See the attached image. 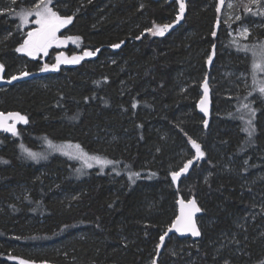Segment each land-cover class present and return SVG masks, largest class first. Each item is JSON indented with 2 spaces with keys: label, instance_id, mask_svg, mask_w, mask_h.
<instances>
[{
  "label": "trees",
  "instance_id": "obj_1",
  "mask_svg": "<svg viewBox=\"0 0 264 264\" xmlns=\"http://www.w3.org/2000/svg\"><path fill=\"white\" fill-rule=\"evenodd\" d=\"M35 2L0 0L7 76L44 65L15 51L24 37L17 13ZM217 3L186 0L176 22L179 9L167 0H53V10L73 16L60 36L80 37L64 54H96L0 89V112L28 120L16 135L0 134V264H264V96L253 83L252 52L241 50L258 42L234 39ZM242 6L231 10L242 14L239 23L255 21ZM153 23L173 27L153 36L145 31ZM257 33L261 41L263 30ZM228 68L247 71L248 88L218 107L213 83L212 114L204 120L196 111L200 82ZM249 118L251 138L243 131ZM189 137L203 157L194 159ZM47 141L79 144L117 163L80 171L50 153ZM190 159L175 190L170 173ZM133 172L139 177L130 180ZM178 195H192L201 208V237L170 238L158 254Z\"/></svg>",
  "mask_w": 264,
  "mask_h": 264
},
{
  "label": "snow or ice",
  "instance_id": "obj_2",
  "mask_svg": "<svg viewBox=\"0 0 264 264\" xmlns=\"http://www.w3.org/2000/svg\"><path fill=\"white\" fill-rule=\"evenodd\" d=\"M13 3H15V0H13ZM176 3L179 5L178 14L176 16V22H178L182 19L183 14L185 12V0H176ZM250 3L256 5L259 10L254 12L251 7L245 5L244 8L245 12L252 13L253 15H264V6H262V4H264V0H250ZM224 4H225V0H219L216 6L217 13L221 12V6ZM50 5H53V0H37V2L34 3L30 8L22 9L19 13H17L21 25L28 23V18L34 15L36 18L34 20V23L37 25V27L34 30L27 32L26 38H24L23 43H21L19 47L15 49L16 52L24 53L30 57H35L38 53H44L45 55H47L48 49L50 47H52L53 45L59 47L61 44L65 43L64 40L59 39L57 33L66 25L72 23L73 16L60 15L58 11L53 10V6ZM227 6L231 8L233 5L229 3ZM141 7H143V5H141ZM11 10L12 9L9 8V11ZM236 20H241V17L237 16ZM172 27L173 24L161 25V24L153 23V26L151 28L146 29L145 31L151 33L153 36H163ZM212 35L215 36L216 32L213 31ZM248 35H249V30L246 27L238 32V36L244 39H247ZM66 39L72 40L73 42H78L80 40V37L79 36L67 37ZM136 39H140V37L138 36L136 37ZM233 43H236V41L234 40ZM237 46L238 48L241 47L240 45ZM112 47L119 48L120 44H113ZM257 47L259 48V51H257ZM241 50L245 52L248 51L252 52V55L254 57L251 65L253 83L254 85L257 86L258 92L262 96H264V80L257 81L256 79L257 73H264V43H261L259 46L253 45L252 47H249L248 45H243ZM96 51H99V49H97ZM95 54L96 53L93 51H84L82 55L72 56L69 59L65 57L63 53H61L56 57V64L52 65L51 67L55 69L61 63L76 64L79 63L81 60H83L85 57H91L94 56ZM208 60L209 62H211L212 56H209ZM48 67L49 66L45 64L44 67L41 69V71L48 70ZM2 70H3V65H0V71ZM22 75H28V73L25 72L22 73ZM11 79L15 80L17 79V77L13 76ZM207 97H208V86L205 83L204 96L202 97L199 104L201 111H203L205 115H207V107H206ZM136 107H137V102L134 101L132 104V108H136ZM243 107L248 110L252 118L255 117V109H252L247 104L243 105ZM252 118L248 119L247 126L243 129V131L247 133L249 138H251L255 132V128L252 126L253 125ZM240 119L243 120V116H241ZM9 121H13V123L9 124L8 123ZM17 121L23 122L25 124L28 123L26 117L20 115L17 112H9L7 114L0 112V129H3L6 132H11L13 135H16L17 131L15 127V122ZM205 124H207V121H205ZM47 143L50 148H53L57 151H61L64 155H67L70 158L82 160L84 162V165L89 168L92 167L93 163L98 164L101 167V169H103L107 165H113L117 163L115 161L103 158L99 155H88L86 152L83 151V149L79 144L56 146L52 144L51 141H47ZM189 143L196 153L194 159H198L204 156V152L201 150V145L195 139L189 137ZM71 148H74L75 152L66 150ZM23 150L27 153V156L33 160L43 158L40 156L39 153L29 151L28 149H23ZM192 163L193 160L190 159L186 163H184L183 167L180 168L178 171H172L170 173L172 182L176 183L177 180L181 177V175L188 171ZM245 163H247V161ZM125 167H127V165H125ZM133 177H139V173L136 172L130 173L129 179L132 180ZM177 204L179 205V214L172 221L171 225L168 228V231L160 236L159 238L160 243L156 245L157 251H159L161 246L163 245L165 241V237L168 235V232H171L173 229L179 233H190L192 236L200 235V232L194 221V217L196 213H199L201 211V208L197 206L196 199L192 198L185 200L183 198H180L177 200ZM20 264H28V262L24 260H20ZM151 264H157V261L153 259Z\"/></svg>",
  "mask_w": 264,
  "mask_h": 264
},
{
  "label": "rangeland",
  "instance_id": "obj_3",
  "mask_svg": "<svg viewBox=\"0 0 264 264\" xmlns=\"http://www.w3.org/2000/svg\"><path fill=\"white\" fill-rule=\"evenodd\" d=\"M217 1L219 2V0H217ZM174 2L179 9V5L176 3V0ZM185 2H186V0H185ZM237 2H241L243 4V6H242L243 9L245 8V5H248L249 7H251L253 9L254 12L259 10L256 5L250 3V0H225V4L221 6V12L218 13L219 17H220L219 21L222 20L226 23V25L228 26V28H229L231 34L233 35L234 39H238L241 42H244L246 40L256 42L255 40H257L258 43H256L255 45L259 46L261 43H264V34L261 37V39H262L261 41H259L260 38L259 39H254V38L257 37L256 35L258 34L257 33L258 30L262 29L263 33H264V15H253V16H255V19H256L255 21L239 23L240 20H236V17L237 16L241 17L242 14H232V12H231L232 8L236 5ZM229 3H231L233 5L231 8H229L227 6ZM262 6H264V4H262ZM244 13L249 14L248 12H244ZM35 19L36 18L33 15V16H30L28 18V23L21 25V22H20V26L23 27V29H24V37H23L21 43H23L24 38H26L27 32L34 30L37 27V25L34 23ZM233 24L234 25L236 24L235 29H232L233 27H231ZM245 27L248 28V30H249V35H248L247 39H244V38H241L238 36V32L241 31ZM66 38L67 37L59 36V39L64 40L65 43L61 44L59 47H57L56 45H53L52 47H50L48 49L47 55H45L44 53H38L35 57H30L24 53H18V52L17 53L19 55L25 56L29 59H39L44 63V65L47 64L49 66L48 70L41 71V69L44 67V65H43L40 69V73L44 74V73H48V72H55L60 67H66V66L70 67V66H74V65L78 64V63H76V64L61 63L55 69H53L51 67L52 65L56 64V57L58 55H60L61 53H63V55L69 59L72 57V56H68V55L64 54V52L62 51V49L66 48L68 45L74 44V42L72 40H67ZM53 51L55 52L54 54H52ZM257 51H259L258 47H257ZM80 55H82V54H80ZM80 55H74V56H80ZM85 58H89V57H85ZM21 73H23V72L20 71L18 74H21ZM257 74L262 75V77H256L257 81L264 80V73L263 74L257 73ZM203 78L205 79V76ZM206 78L208 81L211 100H212V96H213L211 85L213 83H216V82L218 83V84H216L218 86V90H217L218 95L216 96L215 104L219 107L220 103H223V105L228 106L230 100L234 99L233 97L235 96V94L238 95L239 92L245 91L248 88V78L250 79L251 77H250L249 73H247V71L246 72L240 71V70L237 71L235 69L228 68L221 73V78H219L217 80L210 77V75H206ZM204 79H202V81L200 82V87H201V84L203 83ZM200 97H201V91H199V99H200ZM244 124L246 127L247 121H245ZM61 145H76V144L63 143V144H58L56 146H61ZM47 150L50 153H56L60 156L67 158L70 161L76 162L78 164L80 171L90 169L94 166H97V167L99 166L98 164L93 163L92 167L89 168V167H86L84 165V162L82 160L70 158L69 156L64 155L61 151H57L53 148H50L49 146L47 147ZM66 150L71 151V152H75L74 148L66 149ZM88 155H90V154H88ZM193 164H194V162L192 163V165ZM191 197H192V195H187V197L185 199L188 200Z\"/></svg>",
  "mask_w": 264,
  "mask_h": 264
},
{
  "label": "water",
  "instance_id": "obj_4",
  "mask_svg": "<svg viewBox=\"0 0 264 264\" xmlns=\"http://www.w3.org/2000/svg\"><path fill=\"white\" fill-rule=\"evenodd\" d=\"M155 2H158L160 0H153ZM169 3H172L174 2L175 0H167ZM63 32V28L57 33V36L59 37ZM0 65H3L2 63H0ZM25 73V72H23ZM41 73L38 72V73H28V75H22L21 74H17V75H13V76H16L17 79L15 80H12L11 78L13 76H7L6 75V71H5V68L3 66V70L0 71V89L4 88V87H7V86H12L16 83H19V82H23V81H27V80H31L35 77H38ZM205 83L207 84L208 86V81L207 79H205L203 81V83L201 84V87H200V91H201V97L200 99L197 101L196 103V111L201 115V117L204 119V120H209L210 117H211V114H212V101H211V97H210V92H209V86H208V97H207V104H206V107H207V115H205V113L203 111H201L200 107H199V104H200V101L202 99V97L204 96V85ZM5 114L9 113V112H3ZM18 113V112H17ZM20 114V113H19ZM21 115V114H20ZM9 124L13 123V121H9L8 122ZM22 124V122H15V127H16V130L18 129V127ZM0 134H4V135H7V136H12L13 134L11 132H6L4 131L3 129H0ZM192 166L190 165L188 171L184 174L181 175V177L177 180L176 183H173L172 182V178L170 176V180H171V183H172V186L175 190H177L179 188V185H180V182L187 177V175L189 174L190 170H191ZM180 198H183L182 196L178 195L177 197V200L180 199ZM194 197H191L190 199H192ZM185 199V198H183ZM187 200V199H185ZM197 206L199 207L198 203H197ZM202 210L199 212V213H196L195 217H194V221L197 225V228L200 232V229L198 227V219L202 216ZM179 214V205L177 204L176 202V216ZM176 218V217H175ZM168 231V228L165 232ZM164 232V233H165ZM177 238L179 240H186V239H189L191 241H198L201 237V232H200V235L199 236H192L190 233H179V232H176L174 229L171 231V232H168V235L165 237V241L163 243V245L161 246L160 250L157 251L158 254H161L163 252V249H164V246H165V243L167 240H169L170 238ZM159 243H160V240H159ZM26 261V260H24ZM28 264H52V263H48V262H40V263H37V262H29L27 261ZM20 264V262H19Z\"/></svg>",
  "mask_w": 264,
  "mask_h": 264
},
{
  "label": "flooded vegetation",
  "instance_id": "obj_5",
  "mask_svg": "<svg viewBox=\"0 0 264 264\" xmlns=\"http://www.w3.org/2000/svg\"><path fill=\"white\" fill-rule=\"evenodd\" d=\"M155 2V1H154Z\"/></svg>",
  "mask_w": 264,
  "mask_h": 264
}]
</instances>
